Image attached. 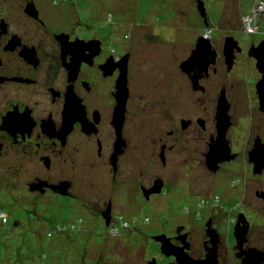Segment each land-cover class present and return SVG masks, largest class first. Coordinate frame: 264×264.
Listing matches in <instances>:
<instances>
[{"label": "flooded vegetation", "instance_id": "obj_1", "mask_svg": "<svg viewBox=\"0 0 264 264\" xmlns=\"http://www.w3.org/2000/svg\"><path fill=\"white\" fill-rule=\"evenodd\" d=\"M93 10L83 0H0L3 224L6 213L29 222L52 203L56 216L78 206L89 219L59 223L55 235L76 223L118 236L145 218L155 232L141 236L155 251L143 264H264V133L239 130L244 88L230 81L239 57L254 61L249 49L237 41L230 69L229 36L211 38L210 66L185 72L199 35L176 83L168 11L150 5L121 42Z\"/></svg>", "mask_w": 264, "mask_h": 264}, {"label": "rangeland", "instance_id": "obj_2", "mask_svg": "<svg viewBox=\"0 0 264 264\" xmlns=\"http://www.w3.org/2000/svg\"><path fill=\"white\" fill-rule=\"evenodd\" d=\"M200 1L204 3L205 17L198 9ZM83 2L92 3L95 19L102 17L110 29L118 30L121 42L124 38L126 40L129 32L127 24L134 23L138 18L142 19L150 5L157 9L161 8L164 15L168 11L163 18H168L167 23H171L172 28L171 34L164 41L169 43L172 49L171 55L167 54V58L169 56L168 64L172 60L176 83L183 81L177 77L179 65L199 35L212 38L215 43L222 42L226 36H231L239 45L249 50L252 44L264 41V0H83ZM160 23L159 21L158 24ZM256 63L257 61L251 60L248 54L239 57L238 65L230 75V81L237 82L241 89L244 88L243 92L239 90L237 96L240 99L245 98L238 101L237 117L245 115L240 108L247 110V116L239 120V130L252 125L254 132L264 133V115L259 111L256 102V85L262 75L257 70ZM162 68V66L158 68L157 64L158 75ZM175 86L179 87L176 84ZM248 102L250 105L253 103L251 110ZM40 206H43V203ZM50 206L51 211L44 213L45 217L41 220L30 219L28 222L26 215L6 213L5 217H8L9 223L3 224L0 216V264H96L100 261L104 264H131L128 263L130 262L128 257L135 264L138 262L143 264L155 251L150 240L145 238L155 232L151 229L153 222L145 223V218H132L130 221L125 219L130 229L121 231L118 236H113L110 228L102 224H93L94 227L86 235L88 229L83 227L80 229V224L76 223V228L69 225L71 234L65 232L55 235L59 223L71 219L74 222L80 219L86 221L89 219V213L75 206L67 213L62 211L56 216L53 203ZM82 209L86 210L84 206ZM43 210H39V215ZM18 220H21L23 225L27 224L22 232L17 228L14 231L11 229ZM49 233L54 236L49 237ZM119 241L121 243L117 244Z\"/></svg>", "mask_w": 264, "mask_h": 264}, {"label": "water", "instance_id": "obj_3", "mask_svg": "<svg viewBox=\"0 0 264 264\" xmlns=\"http://www.w3.org/2000/svg\"><path fill=\"white\" fill-rule=\"evenodd\" d=\"M198 9L201 11L203 17H205V13H204L205 8H204L203 2L200 1L198 3ZM237 43L238 42L231 36L225 39L224 55L227 58V64L229 65L230 69L234 65L235 56L233 52L236 48ZM210 47H211V41L208 38H206L205 36L198 38L196 45H195V49L192 51L191 56L186 61L182 62L181 69L185 72H189V69L191 70L194 66H198L199 64L201 67H204V69L206 70L210 66V63L207 62L208 52L214 53V52H211ZM249 56L254 58L257 61L256 63L257 70L262 75L261 80L258 81L256 85V92L260 100V109L264 110V41H262L257 46L253 45L249 50ZM192 80L194 84L196 82L194 80L196 79L192 78ZM217 117H218L219 133L222 135V137H224L226 130L229 126L228 125V120H229L228 107L223 108L221 113L217 114ZM213 152L214 150L211 151L210 154H213ZM209 161H212V160L210 159Z\"/></svg>", "mask_w": 264, "mask_h": 264}, {"label": "built area", "instance_id": "obj_4", "mask_svg": "<svg viewBox=\"0 0 264 264\" xmlns=\"http://www.w3.org/2000/svg\"><path fill=\"white\" fill-rule=\"evenodd\" d=\"M253 31V30H252Z\"/></svg>", "mask_w": 264, "mask_h": 264}]
</instances>
